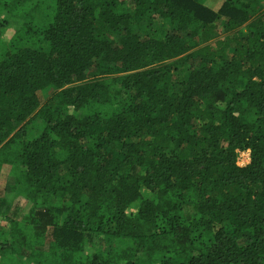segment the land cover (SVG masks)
I'll use <instances>...</instances> for the list:
<instances>
[{
    "label": "trees",
    "instance_id": "1",
    "mask_svg": "<svg viewBox=\"0 0 264 264\" xmlns=\"http://www.w3.org/2000/svg\"><path fill=\"white\" fill-rule=\"evenodd\" d=\"M4 164L0 264H264V0H0Z\"/></svg>",
    "mask_w": 264,
    "mask_h": 264
},
{
    "label": "rangeland",
    "instance_id": "2",
    "mask_svg": "<svg viewBox=\"0 0 264 264\" xmlns=\"http://www.w3.org/2000/svg\"><path fill=\"white\" fill-rule=\"evenodd\" d=\"M12 36V30L10 29V31L7 34V37ZM8 39V38H7ZM40 120L33 122L34 124L30 125L29 129H34L39 125ZM250 162V151L249 150H240L238 152V156H237V164L240 166H245ZM10 171H11V165L9 164H4L0 170V190H3V188L7 187L8 185V176L10 175ZM4 211H7L8 209L5 208L3 209ZM22 211V209H20ZM0 225H1V230L3 231H9L10 230V223L2 218L5 217L6 215H0ZM1 232V231H0ZM90 247H92L91 245H88Z\"/></svg>",
    "mask_w": 264,
    "mask_h": 264
}]
</instances>
